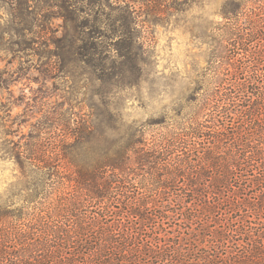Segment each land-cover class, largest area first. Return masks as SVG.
I'll return each instance as SVG.
<instances>
[{
	"label": "trees",
	"instance_id": "1",
	"mask_svg": "<svg viewBox=\"0 0 264 264\" xmlns=\"http://www.w3.org/2000/svg\"><path fill=\"white\" fill-rule=\"evenodd\" d=\"M118 1L110 24L120 22L111 30L119 32L112 49L126 58L121 71L94 62L89 33L56 42L68 40V57L99 71L110 92L139 77L136 11ZM16 8L22 35L30 26L23 2ZM220 12L207 73L219 87L202 98L193 87L177 119L120 133L109 110L105 120H78L50 154L23 151L47 188L19 208L0 205V264H264V0H225ZM136 176L140 189L130 184ZM49 188L64 194L54 199Z\"/></svg>",
	"mask_w": 264,
	"mask_h": 264
},
{
	"label": "rangeland",
	"instance_id": "2",
	"mask_svg": "<svg viewBox=\"0 0 264 264\" xmlns=\"http://www.w3.org/2000/svg\"><path fill=\"white\" fill-rule=\"evenodd\" d=\"M20 1L30 29L17 35L13 29L21 26L17 0H0L1 206L19 208L27 204L30 193L47 188L41 182L40 169L24 158L23 151L40 148L50 154L59 140H70L69 128L78 120H105L113 110L122 123L119 132L124 133L128 126L138 128L150 120L177 119L179 107L191 103L186 99L195 86L200 92L192 97L198 98L219 87L207 73H212L211 50L217 49L225 22L220 12L225 0H126L136 11L137 42L133 51L139 77L130 85L119 83L112 92L107 91L109 82L96 78L99 71L93 73L92 67L68 57L65 44L79 32L85 36L89 33L88 43L97 45L94 62L104 66L106 72L121 71L126 58L112 49L119 32L113 35L111 30L120 22L110 24L116 17L110 5H119L120 1ZM74 9L78 29L70 20ZM95 19L97 24L90 27ZM66 35L63 48L57 46L56 42ZM57 50H64L65 57L54 59ZM99 88L102 93H97ZM151 129L146 128L148 138L153 134ZM48 164L56 165L51 159ZM65 174L71 176L66 169ZM140 179L134 177L132 189L142 185ZM63 190L70 192L72 186ZM48 191L54 199L64 194L62 190Z\"/></svg>",
	"mask_w": 264,
	"mask_h": 264
}]
</instances>
